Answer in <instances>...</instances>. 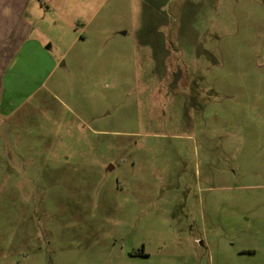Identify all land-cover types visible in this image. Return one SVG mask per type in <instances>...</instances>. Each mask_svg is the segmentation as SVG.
<instances>
[{
    "label": "rangeland",
    "instance_id": "1",
    "mask_svg": "<svg viewBox=\"0 0 264 264\" xmlns=\"http://www.w3.org/2000/svg\"><path fill=\"white\" fill-rule=\"evenodd\" d=\"M0 81V264H264V0H31Z\"/></svg>",
    "mask_w": 264,
    "mask_h": 264
},
{
    "label": "crops",
    "instance_id": "2",
    "mask_svg": "<svg viewBox=\"0 0 264 264\" xmlns=\"http://www.w3.org/2000/svg\"><path fill=\"white\" fill-rule=\"evenodd\" d=\"M30 2L31 0H0V81L10 53L20 51L27 41Z\"/></svg>",
    "mask_w": 264,
    "mask_h": 264
}]
</instances>
